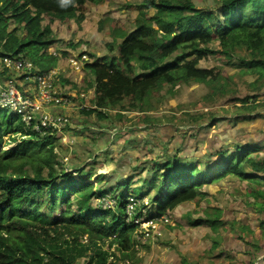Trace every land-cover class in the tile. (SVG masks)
<instances>
[{"label":"trees","instance_id":"trees-1","mask_svg":"<svg viewBox=\"0 0 264 264\" xmlns=\"http://www.w3.org/2000/svg\"><path fill=\"white\" fill-rule=\"evenodd\" d=\"M103 1L0 0V58L23 54L40 70L55 68L58 58L48 51L56 42L51 27L53 19L68 23L74 19L80 26L85 20L86 3ZM217 2V12L198 9L192 0L139 2L134 29L129 33L115 29L114 37L125 34L119 44L114 41L116 56L86 64V70L94 77V106L81 112L106 119L108 114L104 109L119 106L117 116L121 118L123 111L151 110L150 100L167 85L175 87L191 80L206 84L230 80L232 75L221 67L197 66L201 58L220 54L231 61L236 57L239 66L257 75L249 83L256 93L240 97L231 91L234 96L228 101L242 103L247 111L241 117L244 120L263 116L258 110L264 108V93L261 96L258 86L264 79V0ZM214 42L219 43V50L211 47ZM114 46H109V52L115 51ZM239 48L250 59L237 55ZM219 89L221 94L227 92L223 84ZM255 111L258 113L252 114ZM210 115L213 126L218 118ZM145 117L147 121L153 118ZM6 136H9L7 141ZM57 143L59 137L26 131L16 114L0 112V144H3L0 147V264H79L82 257L88 259L85 264L116 263L120 254L134 252L137 225L126 214L131 196L138 199L148 196L154 206L149 212L160 216L183 203L203 198L205 186L237 177L261 187L250 194L264 211L261 143H237L231 150L214 151L211 161L198 165L186 158L169 156L153 168L152 176L144 181L145 190H127L128 179L124 185L117 183L111 192L101 185L104 176L92 180L95 173L92 169L83 168L79 179H74L59 160ZM109 193L114 206L106 209L93 206L94 200L103 197L106 200ZM206 215L191 224H205L215 231L224 224L220 213L206 212ZM239 225L240 237L245 239L243 233L250 228L243 221ZM260 227L264 235V217ZM83 238L87 241L83 242ZM220 243L216 239L212 250ZM252 243L250 247L258 254L252 256L250 264H255L264 252L259 241ZM112 246L115 251L110 250ZM260 264H264V258Z\"/></svg>","mask_w":264,"mask_h":264},{"label":"rangeland","instance_id":"rangeland-1","mask_svg":"<svg viewBox=\"0 0 264 264\" xmlns=\"http://www.w3.org/2000/svg\"><path fill=\"white\" fill-rule=\"evenodd\" d=\"M141 1L87 2L85 20L80 26L73 21L68 23L53 19L51 25L54 38L56 44L61 47V53L64 55L66 52L67 55L65 48L70 46L68 44L71 41H80L77 48H86L90 56V52L100 56L109 55L107 45L113 37V33L110 35V30L115 27H123L126 32L134 29L139 10L137 4ZM192 2L198 9L215 12L219 9L217 0H192ZM46 23L47 21L44 25ZM211 47L219 50L220 45L214 42ZM236 54L250 59V56H246L248 53L244 49H237ZM235 58L231 61L224 55L209 54L201 58L197 65L207 69L221 67L232 75L230 80L222 79L209 84L191 80L177 84L175 87L167 85L159 95L152 98L151 111L161 118L153 120L151 124L148 123L151 125L150 128H153L151 131H144L146 127H143L145 123H142V116L134 115V112L130 110L119 118L117 116L119 106L105 108L104 111L108 114L106 119H100L95 114L82 113L83 109L88 110L94 106L93 93L88 85L89 73L84 76L82 82L81 76L69 78L70 80L77 78L75 84L59 81L56 86H59L62 91L66 90L72 100V108L69 112L70 122L63 128V133L57 136L65 135L66 139L64 143L60 140L56 147V151L60 154L59 160L64 163L63 168L72 173L76 180L79 179V173L83 168L94 170L92 180H95V176H104L101 185L110 192L114 190L117 183L124 185L130 179L127 190L131 191L135 188H142V190L147 188L144 181L152 176L153 168L167 160L163 154L167 148L173 147L169 146V142L175 143L171 149L173 153L176 149V154H179L181 158H186L187 161L198 165L211 161L212 151L210 150L217 149L219 144L227 141V136L237 138L245 131H258L257 138L261 139L259 143L262 146L259 154L264 156V123L256 125L257 129L255 127L238 129L236 134L228 131L230 124L228 120L231 119L228 114L233 116V119L237 118L234 123V126H237L238 118L247 113L242 103L228 100L234 95L244 97L249 93H256L249 83L255 81L257 75L248 71L245 66H239ZM22 74L21 71L16 72L18 79L26 85L27 81L23 80ZM221 84L227 88V94L220 93ZM259 87L261 88L259 92L263 96L264 79L259 83ZM212 89L216 91L212 93ZM231 91L235 94L232 95L234 92L231 93ZM79 107L81 108L78 109ZM1 111L12 114L9 109L0 106ZM258 112L264 114V108H260ZM258 112L255 111L252 114ZM210 113L218 118L213 126L210 125ZM261 118L264 119V115ZM160 121L169 122L164 133L152 124ZM171 121L173 124L170 125ZM102 127L112 128V130L106 132ZM169 134H172L171 141H167ZM261 134L263 135L260 138ZM8 138L9 136H6L4 140L7 141ZM70 140H73L72 144ZM0 147H3V144H0ZM103 163L104 165H99ZM260 188L248 180H240L237 177H228L205 186L203 190L206 195L203 198L186 202L167 213L171 222L169 225H161L160 239L143 242L142 239L134 237V252L120 254L119 259L113 264H182V259L187 264H250L252 256L258 253L249 244L259 241L264 252V235L260 227L264 211L259 209L258 200L250 194ZM105 198L106 200L104 197L94 200L93 206L103 209L114 206L110 193ZM259 200L262 201L260 198ZM153 207L151 202L145 206L148 211H153ZM206 212L220 213L224 224L219 225L218 231L205 224L194 227L189 225V220L206 218ZM239 221H243L250 228V231L243 233L246 240L240 237L242 231ZM216 239L221 241L220 246L212 250ZM82 240L87 241L84 238ZM162 244H166V247ZM110 250L115 251V247L112 246ZM247 251H251V254ZM167 256L170 257L167 259ZM87 260L86 257H82L79 264H85ZM255 264H260V260L258 259Z\"/></svg>","mask_w":264,"mask_h":264},{"label":"built area","instance_id":"built-area-1","mask_svg":"<svg viewBox=\"0 0 264 264\" xmlns=\"http://www.w3.org/2000/svg\"><path fill=\"white\" fill-rule=\"evenodd\" d=\"M50 54L65 59V65L43 71L23 54L0 58V106L16 114L25 124L26 131L29 129L43 135L58 136L69 124V112L72 108L71 95L56 86L61 71L68 76L71 72L81 73L86 70V64L94 60L86 48L71 53L66 58L57 50ZM17 71L23 73L26 85L18 79ZM72 143L73 140H70V144ZM149 202L148 197L138 199L131 196L126 206L128 220L137 225L134 237L143 242L162 236L161 225L171 222L167 213L152 216L145 208Z\"/></svg>","mask_w":264,"mask_h":264},{"label":"crops","instance_id":"crops-1","mask_svg":"<svg viewBox=\"0 0 264 264\" xmlns=\"http://www.w3.org/2000/svg\"><path fill=\"white\" fill-rule=\"evenodd\" d=\"M71 21H73V22H75V20L74 19H72ZM84 22V21H83ZM82 22V23H83ZM51 27H52V25H51ZM115 29H120V30H122V29H124L123 27H119V28H114V29H111L110 30V35H112V33L114 34L115 33ZM52 30H53V27H52ZM133 30V29H132ZM132 30H130V31H132ZM130 31H128V32H126L125 30H124V33H129ZM124 33H122L120 36H118V37H114V35H113V37H112V40L108 43V45H107V47H108V50H109V46L110 45H113L114 46V41H115V39H116V41H115V43H116V45L117 44H119L122 40H123V38H122V36L123 35H125ZM53 35H54V31H53ZM57 42H55L53 45H51L50 47H49V49H48V51H49V53L51 52V51H54V50H57L62 56H64L65 58L67 57V56H69V55H71V53H74V52H78L79 50H81V49H78L77 48V46L81 43L80 41H78V42H74V41H71L69 44H68V46L69 47H67V48H65V50L67 51V55H66V52L64 53V55L61 53V47L58 45V44H56ZM114 46V49H115V54H113L114 52H110V54L109 55H106V54H104L103 56H100V55H95L94 53H91L90 52V54H91V56H92V58H93V60H96V59H99V58H101V57H106V56H108V57H113V56H116V54H117V46ZM56 46H58V48L56 47ZM66 55V56H65ZM57 57V56H56ZM58 58V64L57 65H59V66H64L65 65V59H60L59 57H57ZM64 70V69H63ZM69 70V69H68ZM89 73V75H88V79H89V82H88V85H89V90H92V95L94 96V77H93V75L90 73V71H88V70H85V71H83V72H81V73H73V72H71V74L68 76L66 73H64L63 71H61V74H60V76H59V81L60 82H66V83H73V84H75L74 82H76V80L75 79H77V78H75L74 80L73 79H69V78H71V77H79L80 78V76H81V82L82 81H84V76L85 75H87ZM86 80V79H85ZM131 112V111H130ZM132 112H134V115H140V116H142V123H145L144 125H143V127H146L145 129H144V131L145 130H149V131H151V130H153V128H150L151 127V125H149L148 123H150V122H152L153 120H159L161 117H159V115H155L154 113H152V111L151 110H149V111H145V112H142V111H132ZM123 113H126V111H123ZM229 115V117L231 118L230 120H232V121H230V120H228L229 122H230V124L228 125V127H229V129H228V131L231 133V134H236L237 133V131H238V129H242V130H245V129H251L252 127H255V129H257L256 128V125H261V124H263L264 123V119L263 118H261V117H257V118H254V119H252V120H244L243 118H238V124H237V126H234V123H235V120L237 119V118H235V119H233V116H231L230 114H228ZM145 116H149V117H153V118H151V120L150 121H147L146 119V117ZM239 116H240V114H239ZM238 115H237V117H239ZM128 117V116H127ZM143 117H145L144 119H143ZM169 122H159V123H152L153 124V126L154 127H156V128H160L159 130H161L162 131V133H164V131H165V129H166V126H168L167 124H168ZM151 124V123H150ZM171 124H173V122L171 121L170 122V125ZM109 126H110V124H109ZM108 126V127H109ZM80 127V126H79ZM103 128V127H102ZM155 128V129H156ZM104 129V131H108V130H112V128H110V129H106V128H103ZM92 133V132H91ZM257 134H258V131L257 132H253V131H245V133H241V135H239L237 138L236 137H233V138H230L229 136H227V141H224V142H222L221 144H219V147L217 148V149H212V150H210V151H212V152H214V151H217V150H220V149H229V150H231L232 148H233V146L235 145V144H237V143H239V144H245V143H247V142H257V143H259L260 141H261V139L260 140H258L259 138H257ZM61 135V134H60ZM263 134H261L260 135V138H261V136H262ZM64 136L65 135H62V136H59V142H60V140L64 143ZM171 136H172V134H169V137H168V139H167V141H171ZM224 137H225V135H224ZM239 139H242L243 141H240ZM263 139V138H262ZM66 140V139H65ZM264 140V139H263ZM168 144V143H167ZM169 146H173L174 147V145H175V143L174 142H169ZM156 145V144H155ZM173 147H171V148H167L166 150H165V152H164V157H169V156H178V157H180L179 156V154H176V149L174 150V153H173V151L171 150ZM178 150V149H177ZM154 152V151H153ZM179 152H180V149H179ZM211 152V153H212ZM155 153V152H154ZM210 153V154H211ZM181 158V157H180ZM103 165H104V163H103ZM143 166V165H142ZM95 177H97V176H95ZM183 204H185V203H183ZM183 204H181V205H183ZM181 205H179V206H181ZM178 206V207H179ZM177 208V207H176ZM175 208V209H176ZM191 222L193 223V221H190L189 220V225L190 226H193L192 224H191ZM169 225V224H168ZM163 227H165V226H163ZM194 227V226H193ZM158 239H160V237H157V238H155L154 240H152V241H155V240H158ZM150 241V240H149ZM147 242V241H146ZM162 245H165V247H166V244H162ZM213 246V245H212ZM220 246V244H218V247ZM164 247V246H163ZM217 247V248H218ZM216 248V249H217ZM212 249V248H211ZM215 249V250H216ZM248 252V254H249V251H247ZM174 256V255H173ZM170 256H167V259L169 258ZM264 258V256L262 257L261 255H259V257L257 258V260L259 259L260 261H261V259H263ZM251 261H252V258H251ZM181 262H182V264H187L186 263V261H184L183 259L181 260ZM256 263V262H255Z\"/></svg>","mask_w":264,"mask_h":264},{"label":"bare ground","instance_id":"bare-ground-1","mask_svg":"<svg viewBox=\"0 0 264 264\" xmlns=\"http://www.w3.org/2000/svg\"><path fill=\"white\" fill-rule=\"evenodd\" d=\"M177 128H178V127H177ZM168 129H169V128H168ZM168 129H167V130H168ZM172 129H173V128H172ZM168 131H170V130H168ZM171 132H173V131L171 130Z\"/></svg>","mask_w":264,"mask_h":264}]
</instances>
